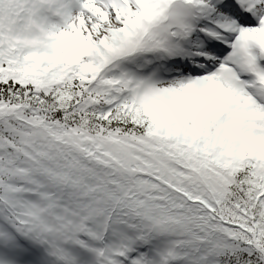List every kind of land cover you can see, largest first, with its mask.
I'll return each mask as SVG.
<instances>
[{
  "label": "snow or ice",
  "instance_id": "6c2138e0",
  "mask_svg": "<svg viewBox=\"0 0 264 264\" xmlns=\"http://www.w3.org/2000/svg\"><path fill=\"white\" fill-rule=\"evenodd\" d=\"M0 264H264V0H0Z\"/></svg>",
  "mask_w": 264,
  "mask_h": 264
}]
</instances>
